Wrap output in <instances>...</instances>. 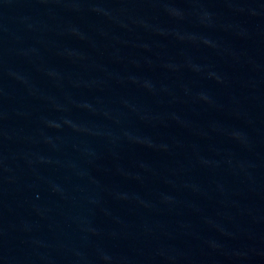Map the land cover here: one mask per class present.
<instances>
[{
    "label": "water",
    "instance_id": "95a60500",
    "mask_svg": "<svg viewBox=\"0 0 264 264\" xmlns=\"http://www.w3.org/2000/svg\"><path fill=\"white\" fill-rule=\"evenodd\" d=\"M0 264H264V0H0Z\"/></svg>",
    "mask_w": 264,
    "mask_h": 264
}]
</instances>
